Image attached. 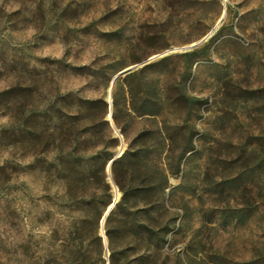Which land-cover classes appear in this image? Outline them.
<instances>
[{
    "label": "rangeland",
    "instance_id": "rangeland-1",
    "mask_svg": "<svg viewBox=\"0 0 264 264\" xmlns=\"http://www.w3.org/2000/svg\"><path fill=\"white\" fill-rule=\"evenodd\" d=\"M111 263L264 264V0H0V264Z\"/></svg>",
    "mask_w": 264,
    "mask_h": 264
},
{
    "label": "trees",
    "instance_id": "trees-1",
    "mask_svg": "<svg viewBox=\"0 0 264 264\" xmlns=\"http://www.w3.org/2000/svg\"><path fill=\"white\" fill-rule=\"evenodd\" d=\"M126 158H128V149L125 151V153L123 154V156H122L121 159H117V160H115V161L113 162V164H112V171H113V175H114L115 181H116L117 184L120 186L121 191L123 192L122 198H121V200L118 202L119 205H122V204H124V203L130 201V200L132 199V197H133V193L130 192V187H128V185L125 184V183L121 180V178H120V176H119V174H118L117 168H116L117 165H118L120 162L122 163V162L124 161V159H126ZM109 160H110V158H106V160H104V161L102 162V165H101V167H100V171H101V174H102V179L104 180V186H105V188H106V191H108V189H109V185H108L107 182H105V176H106L105 169H106V165H107V163H108ZM69 172H71V175H70V176H74V175H72V172H73L72 169H71V171H69ZM95 173H96V172H94V174L91 173L92 175H91V176L89 175L88 178H90V177H94V176H95ZM107 193H108V192H107ZM135 194H136V193H135ZM107 195H108V194H107ZM118 204H117V206H118ZM106 210H107V209H106ZM106 210H105V212H106ZM112 211H113V210H112ZM105 212H104V214H105ZM112 214H114V211L111 212L110 215L107 217V218H108L107 223H108V221L110 220V218H112ZM100 218H101V216H99V214H98V218L96 219L95 233H96V238H97V241H98V245H99V247H100V250L102 251V242H101V238L98 236V224H99V219H100ZM107 233H109V244L112 246V244H113V240H112V238H111L110 230H108V228H107ZM112 254H114V251H113ZM111 262H112V260H111ZM111 264H112V263H111Z\"/></svg>",
    "mask_w": 264,
    "mask_h": 264
},
{
    "label": "water",
    "instance_id": "water-1",
    "mask_svg": "<svg viewBox=\"0 0 264 264\" xmlns=\"http://www.w3.org/2000/svg\"><path fill=\"white\" fill-rule=\"evenodd\" d=\"M223 17H224V16L221 17V19H220L219 22L222 21ZM217 26H218V24H217V25L211 30V32H210L209 34H207L205 37H203L202 39H200V40H198V41H196V42H194V43H191V44L187 45V46L184 47V48L189 49V48H194V47L198 46L203 40H205L209 35H211V34L214 32V30L217 28ZM136 66H137V65L130 66V67L126 68L125 70L121 71L120 73H127V72L131 71L132 69H134ZM120 73H119V74H120ZM119 74H118V75H119ZM118 75H117V76H118ZM117 76H115V78H116ZM122 151H123L122 148H119V149L116 151L115 155L110 159V161H109V163H108V166H107V170H108V173H109V179H110V181H111L113 184H114V182H113V180H112V178H111V168H112V164H113V162H114V161H115V160H116V159L122 154ZM114 185H115V184H114ZM115 187L117 188L116 185H115ZM118 199H119V198H117V192H116L115 197H114V199H113L111 205H109V207L107 208L105 214L102 215V218H101V230H102L103 233H104V225H105V221H106L107 217L110 215V213L112 212V210L114 209V207H115V205H116ZM103 241H104L105 245H107V239H106V235H105V233L103 234ZM107 251H108V247H107Z\"/></svg>",
    "mask_w": 264,
    "mask_h": 264
},
{
    "label": "bare ground",
    "instance_id": "bare-ground-1",
    "mask_svg": "<svg viewBox=\"0 0 264 264\" xmlns=\"http://www.w3.org/2000/svg\"><path fill=\"white\" fill-rule=\"evenodd\" d=\"M103 215H104V213H103Z\"/></svg>",
    "mask_w": 264,
    "mask_h": 264
}]
</instances>
